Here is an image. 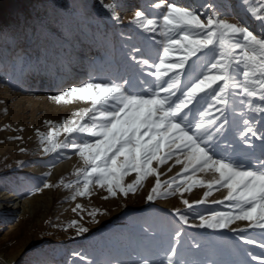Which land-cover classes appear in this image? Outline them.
Segmentation results:
<instances>
[{
    "label": "rangeland",
    "instance_id": "rangeland-1",
    "mask_svg": "<svg viewBox=\"0 0 264 264\" xmlns=\"http://www.w3.org/2000/svg\"><path fill=\"white\" fill-rule=\"evenodd\" d=\"M167 2L196 7L206 15L218 11L231 22L239 21L254 33L260 32L259 23L245 11L241 0H0V141H3L0 143V264H88L89 261L128 264L137 259L138 254L163 260L164 249L169 246L177 227L181 229L182 237L175 259H182L186 264L188 261L257 264L247 253L259 254L258 245L246 244L238 237L242 235L259 241V231L234 233L228 229L193 228L181 224L174 216V210L180 209L189 215V224H198L201 214L208 217L214 211H232L228 201L213 202L223 200L227 189L217 191L214 187L212 194L205 198L203 194L208 189L197 185L183 196L177 192L147 202L145 197L156 180L155 176H149L136 193H130L128 197L118 194L115 198L102 199L108 193L93 184L90 196H77L73 200L77 180L81 181L82 187L83 178L75 172L84 167L83 161L73 150H67L65 155H46L40 148L37 129L47 132L52 128L60 133L59 140L64 139L62 129L46 125L45 121L59 124L89 104L79 101L67 105H41L38 102L31 106L27 103L25 87L39 86L58 92L92 77L119 81L121 77L129 76L146 80L151 86L155 77L149 76L148 72L154 69L145 68L141 72L131 55L149 59L150 63L159 62L157 56L163 55L166 36L158 26L155 32H144L129 21L136 10H143L149 19L159 23L163 9L155 5ZM103 3H116L117 14L123 23L116 22ZM133 47L141 49L140 53H132ZM177 55L172 54L173 58ZM210 56L202 57V60ZM196 70L201 71L199 65ZM248 115L255 114L249 111ZM189 118L192 119L191 113ZM15 120H20L26 131L19 147L15 146V140L8 139L16 136L18 131L4 140L1 137L9 129L4 126ZM256 127L261 128V125L258 123ZM236 131L233 130L228 139L240 149ZM249 140L254 148L244 146L245 150L254 151L256 157H261V142L250 136ZM20 148L27 151L22 153ZM235 158L243 160L246 166L259 167L255 158L247 159L242 155ZM20 162L23 166H19ZM152 166L155 168L156 162ZM182 167L175 164V158L169 160L158 169L163 173L161 181L176 178V184L183 185L186 174L176 175ZM169 168L172 170L168 171ZM48 172L51 174L45 176ZM135 176L136 173H130L123 182L131 183ZM62 178L73 187L65 188L60 184ZM195 178L211 181L218 178V174L198 172ZM45 181L60 186L44 188ZM176 184L168 189L170 193ZM183 199L190 203L206 199V203L194 204L196 215H193L183 204ZM77 203L86 209L79 215L71 210ZM95 208L107 213L97 214L99 223L92 222V217L87 215V211ZM73 219L79 220L89 231L77 236L75 228L69 227ZM247 224L248 221H236L230 227L243 228ZM193 244H198L199 248L192 247ZM74 252L86 259L73 256Z\"/></svg>",
    "mask_w": 264,
    "mask_h": 264
},
{
    "label": "snow or ice",
    "instance_id": "snow-or-ice-1",
    "mask_svg": "<svg viewBox=\"0 0 264 264\" xmlns=\"http://www.w3.org/2000/svg\"><path fill=\"white\" fill-rule=\"evenodd\" d=\"M241 4L259 23V33L239 21L231 22L218 11L206 15L196 7L177 6L174 2L155 5L163 9L159 23L149 19L143 10H136L129 23L136 24L144 32H155L158 26L166 36L163 55L157 56L159 62L150 63L149 59L131 55L141 72L145 68L154 69L148 72L149 76L155 77L152 85L139 77L129 76L121 77L119 81L92 77L86 82L66 86L49 99L56 104L82 101L89 106L73 112L71 118L59 124L51 120L44 122L62 129L63 140L58 139L60 133L52 128L47 132L37 129V136L43 154L65 155L67 150H73L83 161L84 167L75 172L83 178L82 187L81 181L77 180L73 200L77 196H90L93 184L108 193L102 199L115 198L118 194L128 197L130 193L135 194L149 176H155L156 180L145 197L147 202L177 192L183 196L197 185L208 189L203 194L205 198L212 194L214 187L217 191L227 189L223 200L213 202L228 201L232 211H214L208 217L201 214L198 224H189V215L180 209L174 210V216L181 224L193 228L228 229L234 233L259 231V241L242 235L238 239L258 245L259 254L248 252L247 255L257 264H264V158H261L264 157V131L261 130L264 128V0H241ZM103 7L116 22L123 23L117 14L116 3H103ZM140 51L135 47L131 49L132 53ZM173 53L178 55L173 58ZM209 54V59L202 60ZM198 65L199 72L196 70ZM257 100L259 103H255ZM4 111L7 113V109ZM249 111L255 115L249 117ZM258 123L261 128L256 127ZM4 127L11 128V125ZM18 130L23 131L22 128ZM233 130H237L235 135L240 149L228 139ZM249 136L261 142V157H256L254 151L245 150L244 146L254 148ZM8 139L23 141L24 138L16 135ZM19 151L23 153L27 149L20 148ZM241 155L247 159L255 158L259 167L246 166L243 160L235 158ZM173 158L175 164L183 165L176 174L177 177L186 174L183 185L176 184V178L171 181L160 179L163 173L158 169ZM153 162H156L155 168ZM133 172L135 179L125 184L124 178ZM198 172H213L218 178L211 181L196 179ZM60 184L65 188L73 187L63 178ZM173 184L176 187L170 193L168 189ZM59 186L44 182V188ZM161 188L165 190L161 191ZM182 202L196 215L194 204H204L206 199L193 203L183 199ZM71 210L78 215L86 211L80 203ZM97 214L107 213L98 208L87 211L94 223H99ZM236 221H248V224L243 228H231ZM69 227L75 228L77 236L89 231L76 219L71 220ZM181 237L182 231L177 227L169 246L164 249L163 260L138 254L137 259L128 264H186L182 259H175ZM192 247L199 248V245ZM72 255L86 259L78 252ZM88 264L98 262L89 261ZM187 264L199 262L188 261Z\"/></svg>",
    "mask_w": 264,
    "mask_h": 264
},
{
    "label": "bare ground",
    "instance_id": "bare-ground-1",
    "mask_svg": "<svg viewBox=\"0 0 264 264\" xmlns=\"http://www.w3.org/2000/svg\"><path fill=\"white\" fill-rule=\"evenodd\" d=\"M27 94H28V98H27V103H29V105L34 106L35 103H40L41 105H49V104H56L54 101H52L51 99H49V97L51 95H54L57 93V90H47L45 88H41L39 86H28L25 87V89ZM58 105V104H57ZM8 125H11V128L8 129L7 133H4L1 135L2 139L4 137L7 138L8 135H10L13 132H17L16 135H20L23 136V138L25 137V129L23 128L22 122H20V120H15V122L12 123H8ZM3 128V127H2ZM23 129V131H19L18 129ZM5 130V129H3ZM4 140V139H3ZM24 141V139H23ZM20 142L22 141H16L15 140V146H20ZM36 170V169H34ZM57 171V170H56ZM2 258V257H1ZM7 263H11V260H6Z\"/></svg>",
    "mask_w": 264,
    "mask_h": 264
}]
</instances>
